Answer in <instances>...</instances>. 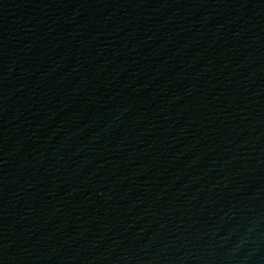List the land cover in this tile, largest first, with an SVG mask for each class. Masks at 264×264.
I'll use <instances>...</instances> for the list:
<instances>
[{
	"label": "water",
	"instance_id": "water-1",
	"mask_svg": "<svg viewBox=\"0 0 264 264\" xmlns=\"http://www.w3.org/2000/svg\"><path fill=\"white\" fill-rule=\"evenodd\" d=\"M0 264H264V0H0Z\"/></svg>",
	"mask_w": 264,
	"mask_h": 264
}]
</instances>
